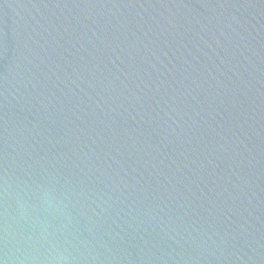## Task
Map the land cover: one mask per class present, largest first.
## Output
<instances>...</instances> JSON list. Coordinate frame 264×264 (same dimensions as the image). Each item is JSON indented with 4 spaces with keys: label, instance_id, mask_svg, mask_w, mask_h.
<instances>
[{
    "label": "water",
    "instance_id": "obj_1",
    "mask_svg": "<svg viewBox=\"0 0 264 264\" xmlns=\"http://www.w3.org/2000/svg\"><path fill=\"white\" fill-rule=\"evenodd\" d=\"M0 167L9 264H264V0H0Z\"/></svg>",
    "mask_w": 264,
    "mask_h": 264
},
{
    "label": "clouds",
    "instance_id": "obj_2",
    "mask_svg": "<svg viewBox=\"0 0 264 264\" xmlns=\"http://www.w3.org/2000/svg\"><path fill=\"white\" fill-rule=\"evenodd\" d=\"M7 174V173H6ZM7 189V184L5 183V190ZM78 235H81V233H77ZM9 254H8V227H7V222L5 221V227H4V255L2 258H0V264H9Z\"/></svg>",
    "mask_w": 264,
    "mask_h": 264
},
{
    "label": "snow or ice",
    "instance_id": "obj_3",
    "mask_svg": "<svg viewBox=\"0 0 264 264\" xmlns=\"http://www.w3.org/2000/svg\"><path fill=\"white\" fill-rule=\"evenodd\" d=\"M4 175H6V172H4V169L2 167H0V191H3V184H4L3 177H4ZM0 231H3V229H0ZM0 241H3V243H4V237L3 236H0Z\"/></svg>",
    "mask_w": 264,
    "mask_h": 264
}]
</instances>
